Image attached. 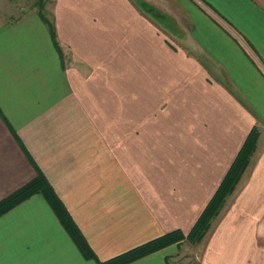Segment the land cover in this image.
Wrapping results in <instances>:
<instances>
[{"label": "crops", "instance_id": "crops-1", "mask_svg": "<svg viewBox=\"0 0 264 264\" xmlns=\"http://www.w3.org/2000/svg\"><path fill=\"white\" fill-rule=\"evenodd\" d=\"M169 1L161 23L137 0H50L54 38L38 10L0 6V201L42 174L95 256L35 194L0 216V264L186 236L253 128L200 264H264V0ZM183 246L130 264H186Z\"/></svg>", "mask_w": 264, "mask_h": 264}, {"label": "trees", "instance_id": "trees-1", "mask_svg": "<svg viewBox=\"0 0 264 264\" xmlns=\"http://www.w3.org/2000/svg\"><path fill=\"white\" fill-rule=\"evenodd\" d=\"M140 3H142L143 6H146V8H148L150 12L153 10L152 6L144 2ZM45 5L46 0H37L39 18L51 30V25L47 23L42 12ZM52 36L54 38V35ZM256 142L257 130L256 128H253L249 136L243 143L239 153L236 156V159L225 175L221 185L215 192L210 202L207 204L204 211L199 216L198 220L195 222L191 231L186 236H183V234L179 231H174L102 264H130L171 245H179L183 240L189 241L191 244L201 242L207 234L208 230L211 228L213 219H215L219 215L221 209L226 203V199L234 191L241 176L247 168L250 158L252 157L256 149ZM35 194H39L43 197V199L57 218L61 227L73 241L82 256L87 260L95 261L93 252L74 224L64 205L58 199L52 187L48 184L43 175L38 172L36 178L33 181L0 201V216L7 213Z\"/></svg>", "mask_w": 264, "mask_h": 264}, {"label": "rangeland", "instance_id": "rangeland-1", "mask_svg": "<svg viewBox=\"0 0 264 264\" xmlns=\"http://www.w3.org/2000/svg\"><path fill=\"white\" fill-rule=\"evenodd\" d=\"M48 1H50V0H46V2H48ZM146 1L145 0H137V2H136L137 3V7L141 10L142 13H145V15H147L148 17L150 16L152 19H155L157 22L158 21H162L161 23H163L162 17L164 19L165 18V15L161 12V10H158L157 7H159V6H162V7H165L166 6V7H168L170 1L169 0H146ZM140 2H144V3L152 6L153 10L150 12L149 9L146 8V6H143L142 3H140ZM0 6L2 8L3 7H7V8H4V10L7 9L8 11L13 10V9L16 10L18 7L21 6V7L24 8V10H26V12L28 11L29 14H31V15H34L32 13H35V10H38L37 9V0H0ZM15 10H13V11H15ZM26 12L24 14H26ZM42 12H43V16L46 19L47 23L50 25V23H51L50 22L51 21V18H50L51 14H49L48 12H46L45 6H44ZM157 13H158L159 16L157 15ZM13 15H23V14L22 13H16V12H14ZM156 18H158V20ZM156 21L153 20V22H155V23H156ZM224 206H223V208H224ZM222 209H221L220 212H222ZM214 221H215V219H213V221L211 223V228H212V225H213V222ZM215 224L216 223H214V225ZM211 228L208 230L207 234L209 233V231L211 230ZM207 234L205 235V237L207 236ZM205 237L199 243H192L191 244L189 241H186V240H183L180 243V244H184V246L181 247V250H182L181 253L184 256V258H183L184 259L183 260L184 263H186V264H189V263L190 264H200V262H201V255H202V252H203L205 243L207 241V240L205 241Z\"/></svg>", "mask_w": 264, "mask_h": 264}]
</instances>
